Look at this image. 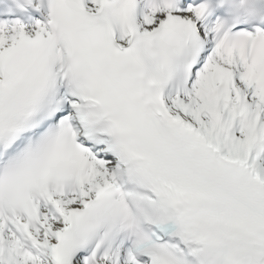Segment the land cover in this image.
I'll use <instances>...</instances> for the list:
<instances>
[{"label": "snow or ice", "instance_id": "6c2138e0", "mask_svg": "<svg viewBox=\"0 0 264 264\" xmlns=\"http://www.w3.org/2000/svg\"><path fill=\"white\" fill-rule=\"evenodd\" d=\"M0 264H264V0H0Z\"/></svg>", "mask_w": 264, "mask_h": 264}]
</instances>
